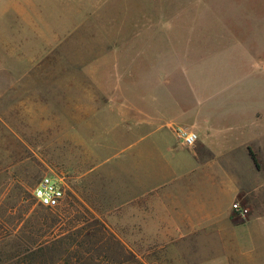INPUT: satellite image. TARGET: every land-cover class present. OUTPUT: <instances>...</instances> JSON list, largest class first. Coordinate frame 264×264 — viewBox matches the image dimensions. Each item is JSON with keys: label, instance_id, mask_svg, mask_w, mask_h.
I'll return each instance as SVG.
<instances>
[{"label": "rangeland", "instance_id": "obj_1", "mask_svg": "<svg viewBox=\"0 0 264 264\" xmlns=\"http://www.w3.org/2000/svg\"><path fill=\"white\" fill-rule=\"evenodd\" d=\"M35 1L77 30L2 68L0 264L39 243L54 264H264V0ZM47 174L61 206L33 195ZM243 194L247 263L213 233Z\"/></svg>", "mask_w": 264, "mask_h": 264}, {"label": "crops", "instance_id": "obj_2", "mask_svg": "<svg viewBox=\"0 0 264 264\" xmlns=\"http://www.w3.org/2000/svg\"><path fill=\"white\" fill-rule=\"evenodd\" d=\"M44 6L38 4V1L35 0H0V75L3 71L2 68L6 67L9 61H11V71L15 72L20 59L23 60V63H32L35 58L45 55L52 48V44L65 42L68 40V35H73L77 30L76 22H72L71 27H67L65 23L62 30L60 19L57 18L55 21L48 19L46 21L44 18L38 17L40 15L39 11L44 10ZM47 6L52 10L59 9L58 3L54 5L49 3ZM36 43H39V45ZM40 43L44 44L41 45ZM36 47L39 48L38 51L32 54L31 50H35ZM234 183L236 184V181H233ZM239 198L246 201V206L250 209L249 216L247 218L236 217L228 210L226 215L227 224L224 227L220 225L219 231L213 233H220V243L224 244L225 247H231L239 257L241 256L243 262L247 263L251 259L252 252L258 250V246L255 243L247 244L243 242L241 240L243 235H240L239 229L249 226L252 220L253 200L250 195L245 194ZM182 214H184V217H179ZM174 218H181L180 221L177 219L178 222L176 221L174 226L183 228L185 233L195 232L199 228L203 231L206 229L199 223L188 219L185 213L177 212ZM259 262L256 261L254 264H260Z\"/></svg>", "mask_w": 264, "mask_h": 264}, {"label": "built area", "instance_id": "obj_3", "mask_svg": "<svg viewBox=\"0 0 264 264\" xmlns=\"http://www.w3.org/2000/svg\"><path fill=\"white\" fill-rule=\"evenodd\" d=\"M180 135L188 145L194 144L198 139V134L194 131L181 129ZM33 195L40 205L54 208L63 204L66 198V188L62 179L47 174L38 180L34 187ZM233 208L242 215H245L249 211L247 207L239 202H235Z\"/></svg>", "mask_w": 264, "mask_h": 264}, {"label": "trees", "instance_id": "obj_4", "mask_svg": "<svg viewBox=\"0 0 264 264\" xmlns=\"http://www.w3.org/2000/svg\"><path fill=\"white\" fill-rule=\"evenodd\" d=\"M250 155H251V157H252V159H253V161L256 163V164H258V160H257V156H256V153L252 150V149H250ZM48 248V244L47 243H45V244H43V243H39L38 245H37V247H35L32 251H30V252H32V255H35V256H38V257H40V260H41V264H54V261H52V263H49V255L47 254V252H46V249ZM72 251H71V249L69 248H67V249H65V250H63L62 251V253L63 254H69V253H71ZM40 253V254H39ZM48 258V259H47ZM60 258V257H59ZM61 260V259H60ZM81 264H86V262H82Z\"/></svg>", "mask_w": 264, "mask_h": 264}]
</instances>
